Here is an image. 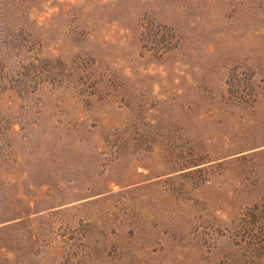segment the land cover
<instances>
[{"label": "rangeland", "instance_id": "obj_1", "mask_svg": "<svg viewBox=\"0 0 264 264\" xmlns=\"http://www.w3.org/2000/svg\"><path fill=\"white\" fill-rule=\"evenodd\" d=\"M0 264H264V0H0Z\"/></svg>", "mask_w": 264, "mask_h": 264}, {"label": "trees", "instance_id": "obj_2", "mask_svg": "<svg viewBox=\"0 0 264 264\" xmlns=\"http://www.w3.org/2000/svg\"><path fill=\"white\" fill-rule=\"evenodd\" d=\"M255 222H257V221L255 220Z\"/></svg>", "mask_w": 264, "mask_h": 264}]
</instances>
